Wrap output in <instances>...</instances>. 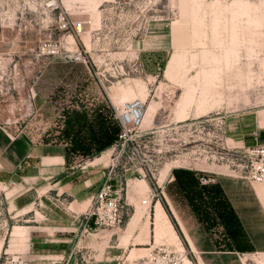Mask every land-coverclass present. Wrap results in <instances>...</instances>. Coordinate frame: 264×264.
Masks as SVG:
<instances>
[{"label": "rangeland", "instance_id": "374dc122", "mask_svg": "<svg viewBox=\"0 0 264 264\" xmlns=\"http://www.w3.org/2000/svg\"><path fill=\"white\" fill-rule=\"evenodd\" d=\"M0 92V123L13 132L66 144L75 165L102 156L107 169L118 158L130 168L125 196L146 192L145 173L184 224H204L221 249L250 248L220 186L201 179L242 178L238 165L264 143V0H0ZM133 100L143 101L144 119L137 142L121 150L113 105ZM255 125L256 135L245 131ZM14 185L0 176V264H48L55 242L46 211L68 201L46 198L36 219L44 229L26 228L15 246ZM74 220L83 226L64 254L75 264H90L87 246L114 244L127 224L142 230L126 214L120 227L89 231L82 216ZM160 245L196 264L188 246L165 240L138 246L135 257Z\"/></svg>", "mask_w": 264, "mask_h": 264}, {"label": "crops", "instance_id": "0c3cea01", "mask_svg": "<svg viewBox=\"0 0 264 264\" xmlns=\"http://www.w3.org/2000/svg\"><path fill=\"white\" fill-rule=\"evenodd\" d=\"M245 128V131L251 129L250 134L258 133L256 125ZM102 158L98 156L84 164H71L66 144L40 141L27 130L16 133L0 123V176L15 181L10 189L12 197H7L11 198L9 202L13 208V218L19 221L12 230L15 246L19 243L16 236L25 232L26 228L44 229L36 219L38 213L42 212L39 206L45 203L46 198L65 197L67 210L56 209L55 203L56 208L51 205L50 211H46L48 225L45 228L53 236L51 241L55 242L50 247L54 254L48 257L46 263L75 264L74 258L66 254H69L71 242L83 225L77 224L74 217L83 216L91 207L94 195L104 180L107 169L97 163L103 162ZM143 177L139 181L146 187V192L136 193L129 188L125 196L126 215L129 221H142V230L141 225L130 230V224H127L126 233L118 237L114 244L107 242L104 247L95 242L89 244L87 248L95 258L90 264H139L141 257L135 256L142 247L138 246L146 245L148 247L144 249L149 250L156 241L161 240L175 245L179 250L185 251L188 246L196 264H264V184H255L234 175L211 176L220 186L240 234L250 247L248 250L221 249L204 224L190 221L184 224L174 208L176 202L171 197H156L157 187ZM131 181L134 182L133 179ZM144 200H147L145 205ZM166 204L184 237L177 231ZM25 217L30 218L27 221L30 224L20 223ZM104 250L108 254H104ZM61 251L63 254L55 255Z\"/></svg>", "mask_w": 264, "mask_h": 264}, {"label": "built area", "instance_id": "2783aa9c", "mask_svg": "<svg viewBox=\"0 0 264 264\" xmlns=\"http://www.w3.org/2000/svg\"><path fill=\"white\" fill-rule=\"evenodd\" d=\"M74 28L81 30L82 22L75 23ZM71 23L63 18L61 20V29H69ZM114 119L119 127V138L121 141V150H125L130 145L137 142L138 129L141 127L144 103L142 100L126 102L124 105H113ZM248 162L239 164L240 176L244 179L264 183V143L255 145L248 150ZM143 161V159H141ZM138 164V163H137ZM141 167L134 164L132 167L136 171L143 169V162H139ZM130 168L122 164L117 158L107 168L106 175L99 189L94 195L92 205L82 216L86 224L84 230L89 231L94 228L120 227L126 214V198L124 193L125 173ZM144 177L146 174L144 173ZM201 181L205 183L214 182L212 177L203 176ZM144 204L147 200L143 201ZM182 256L177 251L165 245L155 247L149 252V255L139 264H182Z\"/></svg>", "mask_w": 264, "mask_h": 264}, {"label": "trees", "instance_id": "16d2710c", "mask_svg": "<svg viewBox=\"0 0 264 264\" xmlns=\"http://www.w3.org/2000/svg\"><path fill=\"white\" fill-rule=\"evenodd\" d=\"M166 209H167L168 214L170 215V217H171L173 223L175 224V227H176L177 231L179 232V234H180L182 237H184V235H183L182 231L180 230V227H179V225H178L176 219L174 218V216H173L172 212L170 211V209H169V207H168L167 204H166Z\"/></svg>", "mask_w": 264, "mask_h": 264}, {"label": "bare ground", "instance_id": "6f19581e", "mask_svg": "<svg viewBox=\"0 0 264 264\" xmlns=\"http://www.w3.org/2000/svg\"><path fill=\"white\" fill-rule=\"evenodd\" d=\"M66 3L68 2V0H64ZM98 2V1H97ZM101 2V1H100ZM100 4V3H99ZM94 8V7H93ZM96 9V8H95ZM134 101V100H133ZM127 102H129V101H127ZM143 102V101H142ZM126 103V102H125ZM125 103H123V104H120V105H116V106H121V105H124ZM144 109H145V106H144ZM143 119H144V111H143V118H142V122H143ZM142 124V123H141ZM144 178V177H143ZM147 204V203H146ZM185 264H193V263H191V261L189 260V259H187L186 258V262H185Z\"/></svg>", "mask_w": 264, "mask_h": 264}]
</instances>
